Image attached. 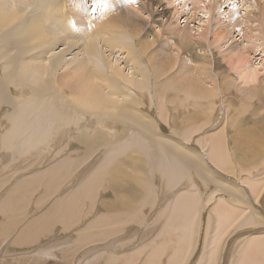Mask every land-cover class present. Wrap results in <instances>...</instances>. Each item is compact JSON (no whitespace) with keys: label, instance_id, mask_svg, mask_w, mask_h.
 <instances>
[{"label":"bare ground","instance_id":"1","mask_svg":"<svg viewBox=\"0 0 264 264\" xmlns=\"http://www.w3.org/2000/svg\"><path fill=\"white\" fill-rule=\"evenodd\" d=\"M158 1L105 0L102 4L106 10L103 11L101 8L100 17L95 22L92 18L87 17L86 12V5L89 2H96L98 5L95 0H0V110L2 112L0 114V155L3 154L0 160H7L10 156L6 152V148H13L8 150L13 152L14 148L19 151V147L22 150L23 147L28 146L34 151L38 149L39 152V149L40 151L45 150L46 147L38 148V145H49L51 153L47 154L48 157L44 160L45 163L52 164L44 171L35 173L36 169H33L34 172L31 173L29 170L32 175L15 182L0 197V214H4V218L9 220L5 227L2 225L3 222L0 224L2 225L0 242L5 239V235L6 238L14 235L17 237L13 247L16 245L17 248H22L24 245H35L37 239L49 231L48 235L50 234L51 239L46 244L38 245L35 252L29 251L27 254L30 253L31 256L37 254L38 256L52 248H56L59 253L60 245H67V240H73L69 237L64 240L66 236L60 238L57 233L52 232L53 223L60 222L62 219L64 233L85 232L83 233L85 234L84 238L80 239L85 244L91 241V237L93 238L92 242L95 243L100 239L106 241L102 246L107 248L102 249L107 251L104 253L108 258L103 264H119L120 260L122 264H136L144 246H139L140 249L136 247L138 251L127 253L128 251L124 250V247L126 248L130 242L132 244V238L124 245L125 231L119 223L127 221L130 224L126 223V227H131L133 231L139 229L146 214L136 211L142 206L149 207V197H156L157 193L154 182L145 181L140 186L141 195L139 197L138 192L134 191L133 195L127 198H142L141 200H137L131 207L122 202V199L125 198L121 196L128 195L132 190L133 181L138 179L137 169L142 163L135 158L134 152L142 154L145 162L149 165L153 163L158 165L153 160L158 154L164 153V146H169V149L176 150L178 153L183 151L185 155L189 156L182 155L179 162L175 158H170L168 154V157L165 155L164 159L170 160L169 164L160 161V165L165 167L164 179L168 181L167 186L178 185L179 178L185 173L184 170H189L190 167L196 168L198 160L204 164V168L209 164L212 167L222 166V164L212 161L224 159L223 148H221V142L223 144L224 140L220 134L214 135L211 140L205 142L208 148L213 150L212 157L202 149L201 152L205 158L198 157L194 153H190L193 149L188 148L190 151H187L181 145L178 147V144L165 134L167 125L164 122H166V117L169 118L167 115L170 112L168 110L166 113L165 110L169 107L167 105L170 104L169 99L182 102L183 106L184 103L192 101L191 103H194L190 105L194 107L199 101H211L210 98H215L216 94L221 96L229 92L228 90L221 94L218 88L217 75L220 78H224L225 75H219L220 72L216 74L214 69L218 67V62L214 58V51L211 52V47L215 45V41H225L234 34L242 35L243 38L259 28L263 31L261 33H264V0H238L244 3L245 16L234 15L229 18L228 24H226L227 21L219 20L221 26H218V23L213 24V20L217 10L223 6L221 1L225 4L226 0H195L193 4H196V7L193 8V17L196 18L199 11L205 13L209 19L201 29L197 26L196 31L190 29V26H183L181 22L178 23V26H173V30L171 29L172 24L169 27L166 26L169 18L167 13L169 12L166 9L158 13L154 12L155 3L161 5ZM231 1L233 0H227L226 6H229ZM122 2L126 3L122 5ZM212 2L215 6L212 5ZM220 13H222L221 9L217 15ZM166 16L168 18L165 20ZM149 20L152 23L155 22L156 25H150ZM193 20L203 22L198 17ZM193 20L185 19L184 23L188 24ZM254 23L255 25L258 23L257 29L253 27ZM212 38L214 39L213 46ZM209 42L210 44H208ZM244 46L240 49L238 46L230 47V50L233 49L231 54L234 57L230 56L231 51L228 53L231 58L229 56L228 58L221 57L228 61L230 59L228 66L238 72V77L243 80L245 85L251 86L247 90L241 91L244 95L263 98V85H250L254 82L255 75L252 74L251 68L246 67L250 49ZM160 78L161 83L159 84ZM224 79V82L229 80L233 85H236L237 78H231V73ZM237 84L239 83L237 82ZM146 94H148V100ZM150 107L153 110L157 109L158 114ZM135 115L137 116L135 117ZM167 120L169 122V119ZM169 125L171 132L175 131L172 119ZM161 132L164 134L162 135ZM190 133L191 135L185 139L191 144L195 131L191 130ZM52 148L53 151H51ZM18 151L13 153L16 155L21 152ZM125 152L130 154L128 158L130 162L127 166L118 162L119 154ZM20 154L25 153L23 151ZM42 154L44 153L40 155ZM90 158L93 160H89ZM2 165L0 170L6 167L5 163ZM25 165L27 166V163ZM26 166H24L25 169L30 168ZM13 167L11 168L13 169ZM24 168H21V172ZM78 168L82 170L72 183V179L68 180V177L74 176ZM3 174H1L2 177ZM64 182H68L70 186L72 184L73 188L69 189L70 186H68L66 189ZM107 182L115 185V197H111L110 193L107 195L103 193ZM1 184L2 182H0V187L3 185ZM39 187L44 188L40 196V199L43 200L51 198L56 192L67 195L53 199V202L49 204L40 203L39 206L42 205V209L41 207L38 209H41V212H38L37 217L41 218L34 222L31 217H27L26 209L31 203L33 192ZM111 188L112 186L108 185L106 191ZM250 188V191L255 190L252 186ZM180 190L181 192L176 195L174 201L167 204L166 211L161 209V212L165 214L161 218H165L161 219L163 224H159L160 228L156 225L161 221L156 223L157 220H155V225H153L154 222L152 224L153 229L147 228L148 231L144 233V238H146L150 232L158 228L160 235L166 238H164L163 245L161 243L153 244L150 258L148 257L144 261L146 264L160 263L157 260L163 258L168 247V240H171V236L175 237L177 232H181V236L178 234L180 236L177 243L179 246L175 248L173 255H167V263L183 264L184 254L188 248L192 249H190V244L193 237L195 238V231H198L196 230L197 226L200 225L201 228V224L196 226L195 218L199 206L195 201L199 198L194 196V201L189 197L192 191L188 193L182 191L183 188ZM193 192L195 195L199 194H196V190ZM238 196L241 204H247L249 208H252L245 201L246 195L240 192ZM108 200H115L114 204L109 205ZM89 201H94L90 207L92 210L97 209V213L101 216L95 214L97 217L95 216L89 223L85 221L83 226L79 227L80 223L76 224V222L83 217L81 211L85 205L86 207L87 204L90 205ZM97 203L99 204L97 205ZM213 210V214L210 213L211 219L208 218L206 226L207 230L210 229L213 234L212 230L215 229L214 237L210 239L208 235L209 238H207L210 239V242L212 241L209 243L210 246L214 242L221 245L223 241L227 244L229 261L232 256L239 253L236 264H264L263 232L260 236H251V234L243 233L244 231L242 232L241 229L242 233L237 232L239 228L236 226L237 230L231 229V226L238 223H234L238 220L235 219L238 214L234 209L231 210V207L228 209L222 202H218ZM21 212L22 214L19 216ZM86 212L90 213L88 209ZM88 213L87 215H89ZM137 213L143 215L137 217ZM253 213L248 215L247 219L258 225L259 218ZM117 222L120 226H117ZM244 223L246 222L244 221ZM262 224L264 223L262 222ZM97 229L103 231L100 233V231H96ZM91 231L97 234H91ZM133 231H130V237ZM52 233L54 234L52 235ZM194 240L196 242L197 239ZM7 241L5 239L4 243ZM51 241L52 244H49ZM144 241L145 239L142 240V243ZM117 242H119L118 245L123 244L121 247H124L121 250H117L119 247L116 250L113 249L115 254H111L110 247L112 245L110 247L109 245L110 243L116 245ZM74 250H69L66 253H75ZM193 252L191 251V255ZM216 252L218 251L216 250ZM216 254L214 252L208 257L204 255L207 258L205 262L214 264ZM54 257L50 260H53ZM189 257L191 256L189 255ZM95 259L93 258V260ZM31 260L35 262L34 264H58V262L52 263V261L39 263L40 260ZM199 261H195L196 264L202 262L201 259ZM79 263L83 264L80 261Z\"/></svg>","mask_w":264,"mask_h":264},{"label":"rangeland","instance_id":"2","mask_svg":"<svg viewBox=\"0 0 264 264\" xmlns=\"http://www.w3.org/2000/svg\"><path fill=\"white\" fill-rule=\"evenodd\" d=\"M95 1H97L98 5H96V2H89L86 5L87 6L86 12L88 15L87 17H89L90 19L92 18L96 22L100 17L99 14H100L101 8L103 9V11L106 10V8L102 4L103 1H105V0H95ZM156 1L157 0H155V2ZM234 1L235 0L231 1L230 2L231 4L229 6H226L227 0L224 2L225 4H223V1H221V4L223 6L217 10V12L215 14L216 19L214 18L213 24H216V23L219 24V22H218L219 20L227 21L226 24H228L229 18L234 16V15H238L240 17L242 15L245 16L246 11L243 8L244 3H241L238 0H236L235 2ZM158 2H160L161 5H163V6L156 5V3H155L154 12L158 13L159 11L166 9L169 12V13H167L169 18H168V16H166L165 20L168 18V21L166 22L164 20L166 22L165 25L169 27L172 24L171 25L172 30H173V26H178V23L181 22V24L183 26L184 25H187L188 27L190 26V29H193L194 31H196L198 29V27H199V29H201L202 25H206L207 21L209 20L208 16L205 13H202L199 11H198V16L197 15L196 16L199 19H201L203 22H200L199 20H193V19L197 18V17L196 18L193 17V8L196 7V4H193L195 2V0H159ZM125 3L126 2H122V5ZM150 3H151V1H150ZM184 5H186V6H184ZM212 5L215 6L214 3ZM168 6H170V7H168ZM220 9H221L222 13L217 15L218 12H220ZM170 14H171V16H170ZM185 19H188V20L191 19L193 21H191V23L187 24V22L184 23ZM153 24L156 25L155 22L152 23V21H150V25H153ZM218 26H221V24H219ZM253 27L257 29L258 23L256 25L254 23ZM261 31H262L261 28L254 30V31H251L250 33H248L249 35H247L246 37H243V38H242V35L239 36L237 34H234V36H232V37L228 36L229 38H227V40H225V41H222V42L215 41L214 46H213L214 39L212 38L211 43H212L213 47H211V52L214 51L213 52L214 58H215V60H217L218 67L220 68L219 69L217 67L216 69H214L216 74H218L220 72L219 75H222V76L225 75L224 76V78H225L226 75L231 73V78H235V79L237 78V80H238V81L236 80V82H235L236 85H233L229 80H226L224 82L225 79L222 77L220 78V76L217 75V80H218L217 84L219 85L218 88L220 89L221 94H222V92H227L229 90V92L226 94L227 97H226V95L218 96V94H216L217 96L215 98H210L211 101H199L196 103V105L194 107H192L190 105V104L194 103V102L191 103L192 101L191 102L189 101L187 104L184 103V106L185 105L187 106V107L186 106L184 107L182 102L180 103V102L176 101L175 99H169L170 104H167L169 107L167 108V110H165L166 113L168 112V110L170 111V112H168V115L166 114L169 118H167L165 115L166 122H164V124L167 125L166 126L167 130H166L165 134H167V136L169 135L168 138L173 140L174 143H177L178 147L181 145L183 147V149H186L187 151H190V150H188V148L193 149V151H190V153L192 152L195 155H197L198 157L205 158L202 155L201 149L203 151H205V153L209 154L210 157H212L213 150L208 148V145L205 142L211 140V138L214 135L220 134V136L224 140L223 144L221 142V148H223L224 159L222 161H218L216 159L212 160V161L214 163L217 162L219 164H222V166H216V167L213 166L212 167L209 164L208 166H206L204 168V164H202L200 160L195 158V160L196 159L198 160V161H196V164H197L196 168L190 167L189 170H184L185 173L183 176H181V178H179L180 183L178 182L177 183L178 185L167 186L166 183L168 181L166 179H164L165 167L163 168L162 165H160V161H163V162L165 161L167 164H169L170 160L167 161L164 159V156L166 155L168 157V154H169L170 158H175L179 162L181 161L180 158L182 157V155H184L186 157H189V156L185 155L183 153V151H180V153H178V151H176V150L169 149V146H167V147L164 146V149H165L164 153L158 154V156H155L154 160H153V162L160 165V166H158V165H155L154 163L151 165L147 164L145 162L144 156L142 154H140L138 152H134L135 158L139 159V161L142 163L139 164V168L137 169L138 179L133 181L131 192L126 196H124V195L121 196L122 198H125V199H122V202L126 203V206L128 205L129 207H131L136 203L137 200H141L142 198H133V199H127V198L132 196L134 191L138 192V197H139L141 195L140 186H141V184L145 183V181L154 182V184L156 186L155 190L157 193L156 197H149V200H148L149 201V203H148L149 207L142 206L140 209H138V210L136 209L137 210L136 212L141 211L143 214H146V216L144 218V222L142 223V225L139 229L137 228L136 225H134V227L137 228L136 231H135V229L133 231L131 229V227L130 228L128 226L126 227V223L130 224V222H127V221L119 223L121 225V227H124V231H125L124 236H123L124 240H125L124 245L128 243L130 238H132L131 239L132 244L130 242L128 245H126V248L123 246L124 250L128 251L127 253L134 252L135 250L140 249V247L144 246L142 248L143 251L141 253V257L138 260H136V262H135L136 264H140V263L146 264V262H144V261L147 260L146 258H148V257L150 258V253L152 252V247L154 245H156L157 243H161L163 245L164 240L166 238L163 235H160V233H159L160 231L157 230L161 226L159 224L160 223L163 224L162 223L163 221H161V219L165 218V217L161 218V216L165 215V214H163L164 212H161V209L163 208V209H165L164 211H166V209L168 208L167 204H170L172 201H174V199L177 197L176 195H178V193L181 192L180 189H182V188H183L182 191H185L188 193H190L192 191L191 196H189V195L188 196L191 197L194 201H195V199L193 198L194 196L199 198L198 200L195 201V203H197V205L199 204L198 211L196 213L195 218L197 221L196 226L198 224H201V228H200V225L197 226L196 230H198V231H195V238L193 237V239L191 241L190 245L192 247L190 246V249L191 248L192 249L189 250V248H188L187 252L188 251L189 252L188 253L186 252L187 254L186 253L184 254L185 257L183 256V264H193V263L196 264V262H198L200 259L202 262L204 261L203 263L210 264V263H207V261L205 262V260L207 259L206 257H208L209 254H212L214 252H215V254L217 253L216 258L214 259V261L216 260L214 264H218V263L219 264H222V263L231 264V262H233V261H235V262H233V264H236V260H237L236 258H239V256H238L239 253L238 254L235 253L236 255L232 256L230 259L231 261H229L228 256H227V253H228L227 244H225L226 242L224 243L222 241L221 245L216 244V242H214L215 244L212 243L213 244V245L211 244L212 246H210V244H209L212 242V241L210 242V239H212L214 237L215 229L212 230V231H214V234L211 232L210 229L207 230V227H206L207 226V220H209L208 218L211 217L210 213L213 214V211H214L213 208L214 209L216 208V205L218 204V202H222V203L226 204L228 209H230V207H231V210L234 209L235 213L238 214V216L235 218L236 220L237 219L238 220L237 221L234 220L235 222L232 221L234 223H236V222H238V223H236L235 225H234V223H232V225H234V226H231V229L234 228L235 230H237L236 229V227H237V228H239L237 230V232L240 233L241 232L240 229H241L242 232L244 231L243 233H246L247 235L251 234V236H260L262 232L264 234V224H262V222L264 223V219H263L264 213H262V212H264V154H263L264 153L263 152L264 151V88L262 91V97L263 98L249 97V96L244 95V93L241 91L247 90L251 86L245 85L243 80L238 77V75H239L238 72L235 71L234 69L232 70V68H230L228 66V65H230L229 64L231 61L230 59L228 61V59L222 58L224 56L226 58H228L229 54H230V56L232 55L231 53L233 52L232 51L233 49L230 50V47L234 46L236 48V46H238V48L240 49V48H243V46L245 45L244 46L245 48L250 49L249 50L250 54L247 58L246 67H248V69L251 68L253 70L252 74L255 75L254 82L251 83L250 85L253 84L255 86H259V84H260V85H263V87H264V33H261ZM203 41H205V40H203ZM208 44H210V42ZM229 51H231V52L229 53ZM221 54H223V55H221ZM230 56H229V58H231ZM226 67H227V69H226ZM251 69H250V72H251ZM228 70H232V71H228ZM254 70H256L257 72L256 71L254 72ZM237 82L239 84H237ZM160 83H161V78H160L159 84ZM159 84H158V86H159ZM230 92H231V94H230ZM146 96H147V100H148V94H146ZM205 102H208V103H205ZM151 110H153V108H151ZM207 110H208V112H206ZM153 111H155V113H156L157 109H154ZM204 112H206V113H204ZM1 113L2 112L0 110V114ZM156 114H158V112ZM207 115L209 116V118H207L208 117ZM136 116L137 115H135V117ZM167 119H169V122ZM171 119L173 120V124L176 128L175 131L172 130V132L170 130L171 128L169 125ZM212 127H214V128L211 130L210 128H212ZM209 129H210V131H209ZM191 130L195 131L194 135H196V136L195 137H194V135L192 136L193 139H192L191 144H190V141L188 143L187 142L188 140H186L185 138H187L191 135V133H190ZM163 134L164 133H162V135ZM183 140H186V141H183ZM42 147H44V148L46 147V148H45V150L42 149L43 151L42 150L40 151V149H39L40 153L38 152V149H37V151H34L31 148H28V146L23 147L22 150L19 147V149H20L19 151H21V152H19L16 148H14V151L19 152L16 155L13 153L14 151L13 152L8 151L11 148H6V152L10 156L15 155V157L10 158V156L7 153H4V154H7V156H9V157L7 158V160L6 159H3V161L0 160V166L2 165L1 161H2L3 165L5 163L4 166H6L3 168V170L2 169L0 170V178H2V180H5L3 182L0 179V182H2V184H3V185L1 184L2 187H0V197H2L4 195V193H6L8 191V189L15 182H17L18 180L20 181V179H22L24 177L32 175V174H30V171H31V173H33L34 172L33 169H36V171H35V173H36L38 171L39 172L44 171L52 165V164L45 163V160L48 157L47 154L51 153L50 149H49V145L48 146L38 145V148H42ZM35 148H37V147H35ZM23 151L25 154H23V155L20 154ZM51 151H53V148L51 149ZM28 152L29 153L31 152L30 153L31 156H33L35 153L36 154L33 157H31ZM11 153H13L14 155ZM41 153H44V154L40 155ZM2 155H0V159H1ZM17 155H19V156H17ZM119 155L120 156H119L118 162L127 166L130 162V160L128 159L130 157V154L128 152H125V153H120ZM56 156H57V154H56ZM35 157H37L36 159H38V160H36ZM191 158L194 159L193 156H191ZM4 160H6V161H4ZM89 160H93V159L90 158ZM29 162H31V163H29ZM39 162H41V163H39ZM26 163H27V166L25 165ZM10 164H12V165H10ZM8 165H9V167L7 168ZM24 166L30 167V168L25 169ZM11 167H13V169ZM198 167H199V170H197ZM15 168H17V169H15ZM21 168L22 169L24 168L23 172H21V170H22ZM167 169L170 171L169 168H167ZM81 170L82 169L78 168V171L76 172V174H74V176L70 175L71 177H68L69 178L68 180L72 179L71 181L73 183L74 182L73 180L78 176V174L80 173ZM1 174H3V177ZM162 182H163V186H162ZM220 183L222 186L220 185ZM64 184H65L66 189L68 186H70V185H68V182H64ZM108 185H111L112 188L109 191H106ZM166 186H167V188H166ZM250 186H252L255 189L254 190L255 193H254V191H250L251 190ZM222 187H224V188H222ZM70 188L71 189L73 188L72 184L69 187V189ZM191 188H195V189H191ZM227 188H228V190H227ZM43 189H44L43 187H41V188L39 187V188L35 189V191L32 194L33 197L31 199V203L26 209L27 214H28L27 217H29V218L31 217L34 220V222L38 221L41 218V217H37V215L41 212V209H42V205L39 206L40 203L41 204H49V203L53 202L52 201L53 199L62 198V197H65L67 195V194L64 195V194L56 192L54 195H52L51 198H47V199L45 198V200H46L45 201L43 199H40V196L42 195L41 192L43 191ZM162 189H163V191H162ZM193 190H196V194L197 193H199V194L195 195ZM176 192H177V194H176ZM240 192L243 193L244 195H246L245 201H247L252 208H249V206L247 204L246 205L241 204V202L239 201V196H238V194ZM103 193L106 195H107V193H110L111 197H115L116 196L115 185L113 183L107 182V184L105 185V190L103 191ZM254 196H255V199H254ZM240 200H241V198H240ZM114 201L115 200H108V204L112 205V204H114ZM216 201H218L217 204H216ZM88 203L90 204V205L87 204V207H89V208H87L86 205L83 207V210L81 211V216H83V217L80 218V220L76 222V224L80 223L79 227L83 226L85 221L89 223L96 216L95 214H98L97 209L92 210L90 207L94 204V201H91V202L89 201ZM98 204L99 203H97V205ZM206 204H208V205H206ZM122 206H125V205L122 204ZM163 206H165V207H163ZM236 206L239 208H235ZM40 207H41V209L38 210ZM136 207L139 208V206H136ZM86 209H88V211H90V213L86 212ZM251 211H253L255 213H253ZM87 213L89 215H87ZM251 213L258 216L259 222H260L259 224H261L262 226L261 225L259 226V224L257 225L255 223H251V221H248L247 216L250 215ZM21 214H22V212L19 214V216ZM137 214H138L137 217H140L141 215H143V214H139V213H137ZM150 214H152V215H150ZM98 215L101 216L100 214H98ZM239 215L241 218L239 217ZM147 216H148V219H147ZM89 217H91V218H89ZM246 219H247V221H246ZM155 220H157L156 223L159 222V220L161 221V222L157 223V225H156V226H158V228L154 229L152 232H150V234L146 238H144V236H145L144 233L147 232L148 229H153L154 226H152V224ZM244 221L246 223H244ZM1 223L4 227L9 223V220L7 218H4V214H0V224ZM119 224L117 222V226ZM2 225H0V229H1ZM153 225H155V222ZM12 226H13V224H12ZM63 226H64V223H63L62 219L60 220V222L56 221V223H53L52 232L57 233L60 238H62L63 236H66V238L64 240L68 239V237L73 238V240H70V241L67 240V245L66 244L60 245L59 250H58L59 253H57L56 248H52L50 250H46L47 252L44 251L41 255H38V256H37V254L34 256H31L30 253L27 254L29 251L35 252L34 250L36 249V247L38 245L46 244V242H48V240L51 239L50 234L48 235L49 231H47V234L41 235L37 239V241L35 242L36 243L35 245H30V244L24 245L22 248H17L16 245L14 246L15 248L13 247V244L15 243V238L17 236L14 237V235H13L10 238H6V235H5V239H7L8 241L6 243H4V241H5V239H4L0 242V264H6V263H8V264H25V263L26 264H34L35 262L32 261L31 259L40 260L39 263H45L48 261H52V263L58 262V264L59 263L60 264H81V263H79V261L82 262L83 264H103V263H105L104 261L106 260V258H108V256L107 255L105 256V253H107V251L104 250L107 247H105L104 245L102 246V244H104L106 242V241H102L104 239H102V240L100 239V241H97L95 243V242H92L93 238L91 237V241L87 242L85 244L84 241H80L81 238H84L85 234H83V233H85V232L75 233L72 231L71 234L70 233L66 234L63 232ZM196 226H195V228H196ZM142 227H143V230H142ZM102 229L105 230L106 228H102ZM102 229H97L96 231H100V233H101L103 231ZM130 231H133V233L131 234V237H130V233H131ZM154 232H155V234H154ZM54 233H52V235ZM93 233H95V232L91 231V234H93ZM209 233H211V234H209ZM95 234H97V233H95ZM178 234L181 236V232H177L175 237L173 236V238H172V236H171L172 241L168 240L169 241V243L167 244L168 247H167L166 252L163 254L164 256L162 255L163 258L161 257L160 259L157 260V262L158 261L160 262L159 264H163V263L168 264L167 263L168 256L173 255L175 248H177L179 246L177 244L179 242V239H180V236ZM196 234H198V236H196ZM9 235H11V233H9ZM125 235L127 238L125 237ZM134 235L135 236L137 235L136 238ZM208 235L210 236V239H207V238H209ZM141 238H142V240L145 239V241L143 243H142ZM113 239H114V236H113ZM194 239H197L196 242ZM101 241H102V243H101ZM139 241H140V244H139ZM205 241H207V243H204ZM170 242L172 245L170 244ZM94 243H95V245H94ZM118 243L119 242H117L116 245H118ZM49 244H52V241ZM98 244H100V245H98ZM116 245L110 243L109 247L111 246L110 247L111 251H112L111 254H115L114 250H116L117 247L120 248V249L118 248L117 250H121V248H123V247H121V245H123V244H119L118 246H116ZM216 245H218V246H216ZM207 246H210V247H207ZM50 247H52V245H50ZM136 247H137V249H136ZM102 248H104V249H102ZM73 249H75L74 250V251H76L75 253H73V252L66 253L67 251L73 250ZM130 249H131V251H129ZM229 249H230V247H229ZM195 250H197V251H195ZM204 250L207 251V253L205 251L206 254L205 253L203 254ZM209 250H210V252H209ZM216 250L218 252H216ZM191 251L192 252L194 251L192 253V255H191ZM220 251H221V253H220ZM22 252H24V253L22 254ZM100 253H104V254L102 255ZM125 253H122V254L124 255ZM24 254H26V255H24ZM148 254H149V256H148ZM125 255H128V254H125ZM144 255H145V257H144ZM189 255L191 257H189ZM204 255H206V257H204ZM217 256H219V257H217ZM53 257H54V259L50 260ZM99 257H100V259H99ZM93 258H96V259L93 260ZM186 259H187V261H186ZM95 261H96V263H95ZM120 261H118L119 264H122ZM192 261H194V262H192ZM202 262L200 264H203ZM116 264H118V263H116Z\"/></svg>","mask_w":264,"mask_h":264}]
</instances>
